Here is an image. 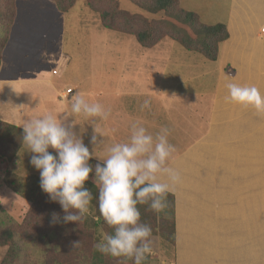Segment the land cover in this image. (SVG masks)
<instances>
[{
	"label": "crops",
	"instance_id": "1",
	"mask_svg": "<svg viewBox=\"0 0 264 264\" xmlns=\"http://www.w3.org/2000/svg\"><path fill=\"white\" fill-rule=\"evenodd\" d=\"M115 1L119 3V0ZM176 2L179 9L195 13L202 24H222L228 32L227 39L219 47L218 73L210 94L203 87L193 89L177 81H168L169 53L166 50L169 45L162 44L163 39L146 48L131 35L128 36L135 41L132 44V40H124L121 36L108 38L95 35L91 39H100L102 45L116 42L119 46L121 41L123 47L106 54L99 51L96 45L97 50L92 52L94 42L90 43L89 52L84 51L83 44L76 42L71 46L72 50H65L62 35L64 17L72 7L67 12H61L54 0H14V20L0 59V121L23 130L25 121L46 114L60 118L66 125L75 120L74 130L91 151L94 146L89 141L93 125L88 119L83 115H69L64 120L71 109V97L79 92L89 103H99L110 111L107 120H98L95 124L98 138L103 140L95 149L101 159L108 155V149L114 144L128 142L135 122L143 124L154 136L161 127H167L169 142L176 149L168 166L182 176V182L173 185L169 193L174 197L176 263L197 264L191 252L205 244L199 235H209L215 239L210 246L211 251L214 253L217 245L219 250L226 249L232 264L235 261L236 264H248V257L237 262L242 259L239 257L241 250L249 256V264H262L261 242L264 236L261 239L256 234L257 240L251 253L247 247L251 248L248 240L254 238L255 230L262 225V220L259 222L257 217L264 218V189H256L251 197L248 194L243 196L246 187L225 180L227 190L224 186L216 190L211 182L216 184L221 181L220 175L214 174L213 177L207 173L206 181L201 183L200 177H195L193 172L200 168L205 147L203 140L210 139L215 133L217 104L223 91H228L226 85L238 82L241 74H255V70L246 64H252L253 58L258 60L264 52V34H260L264 33L261 31L264 27V6L259 13L255 12L257 8L249 6L251 0ZM227 65H236L237 79L228 80L225 74ZM54 69L58 70L55 75L52 73ZM67 88H71L72 93L65 97ZM145 99L150 100L151 106L141 110ZM24 147L23 143L12 163L20 158L17 164H30L33 154L28 151L27 156L25 153L22 155L20 152ZM51 152L55 154L53 149ZM223 164L220 171L225 169ZM7 167L11 169V166ZM211 167L216 168L217 164L212 162ZM5 170L0 169L1 178ZM36 170L34 168L31 172L36 174ZM162 179L167 180L166 177ZM211 186L214 188L211 194L201 189ZM256 195L259 196L256 198ZM249 198H252L250 204ZM151 239L157 240L155 237ZM181 250L184 253L180 258Z\"/></svg>",
	"mask_w": 264,
	"mask_h": 264
},
{
	"label": "clouds",
	"instance_id": "2",
	"mask_svg": "<svg viewBox=\"0 0 264 264\" xmlns=\"http://www.w3.org/2000/svg\"><path fill=\"white\" fill-rule=\"evenodd\" d=\"M229 99L244 107L264 113V94L255 85L228 83ZM69 115H83L93 125L90 151L81 135L74 130L76 121L66 125L60 118L46 114L24 122L23 143L33 155L30 164L40 172V187L51 202L58 203L65 215L52 213L53 225L62 222L80 224L89 214L95 198L105 223L114 231L104 234L96 249L112 257H126L134 264H143L152 249V229L141 222L138 205H148L156 213L167 208V196L173 185L182 182L181 174L168 166L176 151L169 142V129L161 127L155 136L143 124L135 122L128 142L116 143L101 159L95 153L103 143L95 127L98 120H107L110 111L99 103H89L76 92L71 97ZM148 99L141 110L150 108ZM101 135V134H100ZM53 149L50 152L49 149ZM97 159L95 165L90 161ZM98 190L94 197L85 185L90 180ZM167 180L165 181L164 178ZM80 241L73 243L78 247Z\"/></svg>",
	"mask_w": 264,
	"mask_h": 264
},
{
	"label": "rangeland",
	"instance_id": "3",
	"mask_svg": "<svg viewBox=\"0 0 264 264\" xmlns=\"http://www.w3.org/2000/svg\"><path fill=\"white\" fill-rule=\"evenodd\" d=\"M139 1L140 0H138V2ZM251 1L252 4H249V6L257 8L255 12L260 13L262 11L261 8L264 6V0ZM92 2L98 6L99 10L91 9L88 6L87 0H74L72 8L65 15L62 34L64 38L63 44L65 50L68 48L72 50L71 46H74L76 42L78 44H83L84 51L87 50L88 52L91 50L90 43L94 42V49L91 51L95 52L98 49L99 51H104L106 54L112 50L118 51L120 46L123 47V43L121 41L119 46L116 42L111 44L107 42V44L102 45L100 39L96 37L91 39V37L95 35L102 37L105 36L108 38L112 36H121V38H125L124 40L127 38L132 40L130 44L135 42L133 41V37L128 36L129 34L115 30L117 28L127 31L134 23L130 20L127 22L124 14L120 12L114 14L113 18L110 19L112 16L111 11L116 7L115 3L107 0H92ZM145 2H148V0H145ZM117 8L121 12L124 11L130 14L139 13L148 18L156 19L159 17L158 14L149 15L143 12L128 0H119ZM101 12H110L111 15L106 23L112 24L115 29L110 30L103 27L104 24L102 25L103 22L101 23V19L99 17V13ZM164 22L165 21H160V25H155V32L158 33L157 35H178L177 28L180 26L173 27L167 24V22L166 24ZM181 31L183 32V30ZM260 34L262 35L264 33L260 32ZM162 39V44L169 45V48L166 50L169 53L167 60L168 81H177V83H183L185 86H191L193 89L196 88V86L203 87L206 93L210 94L212 92L215 79L217 78L219 61H207L200 54L185 51L180 44L168 37H164ZM162 44L160 42V46H162ZM95 45L98 46L97 49ZM261 53L262 54L258 57V60L253 58L254 60L252 64H246L250 69L252 68L255 70V74L252 75L250 72L245 73L244 75L241 74L238 82L234 83L241 86L255 85L260 89L261 93L264 94V52ZM98 54H100V52ZM91 61L92 59L90 58L89 62ZM88 66L90 65L88 64ZM225 74L227 75L228 80H233L235 77L237 79L238 75L236 65H227L225 68ZM203 141V147H205L200 159V168L197 167L196 172H193V175L195 173V177L197 175L200 177V180H198L201 183L206 181V175L208 173L213 177H215L214 174L220 175L221 177V181L216 182V184L215 182H211L214 184L216 190L222 189V186H224V189L227 190L228 180V182H231L232 184L239 183L243 185V188L246 187L245 193L242 194L243 196L248 194V196L251 197L252 192L254 193L256 189L262 190V188H264V113H258L251 106L244 107L233 103L229 99V90H225L222 93V99L217 104L215 133L210 139L208 138ZM49 151L51 152V148ZM20 153L22 155L23 153H25V155L28 153L27 145H25L23 151ZM14 161L6 163L2 161L5 164L0 162V169L3 168L5 170V168H8L7 166H11V169L8 168L6 171L12 170L17 176L21 177V179L27 183L28 186H34L36 183H40V172L38 170H36V174L31 172V170L35 167L32 168L33 166L31 164L28 165L24 162L17 164L21 161L20 158L17 159L16 163H12ZM212 162L217 164L216 168H210V164H212ZM221 163H224L223 165L225 168L222 171L219 170ZM227 164L230 165L226 167ZM6 171H3V173ZM2 179L3 178H1L0 175V206L11 216V218H13L17 223H20L28 213L31 202L18 196L12 190L7 188ZM244 183H246V185ZM201 189L204 191L207 190V194H211L214 190L212 186L208 187V189L207 187H202ZM198 193L199 192H197V194ZM257 194H259V191H257ZM259 195H256V198ZM259 201L260 200L258 198L257 202ZM251 202L252 198H249V204ZM262 202L264 208V200H262ZM260 209L261 207L259 206L258 214L261 213ZM92 212L93 208L91 206L89 214L85 216L86 226L88 229L94 230L95 234L101 240L104 234H108V231L103 226L98 225L96 220H94ZM262 213L264 214V212ZM161 217H163V213H157V219H160ZM257 219L259 222L262 220V225L258 226L255 230L257 233L254 234V238H252V240H248L251 242V248L247 247L249 253H251L252 247L257 240L256 234H258L259 237L261 236V239L262 235L264 236V218L259 219L258 215ZM249 224L251 223L249 222ZM250 229L249 225V231ZM248 235L250 236V234ZM152 237L157 238V240L152 241L153 251L149 256H147L143 264H177L175 242L174 246H172L170 243L164 242L159 235H153ZM198 237L201 240H205V244H203L201 249L199 248V250L191 252L193 253L192 255L197 264H232L233 261L231 262L230 255L226 249L224 250L223 248L219 250L220 246L217 245L215 246V252L213 253L211 251L210 246L213 245V242H215L213 236L199 235ZM226 239L228 240V237L225 236V240ZM210 241H212V244ZM248 245H250V243ZM261 247L263 248L261 262L264 264V240L261 242ZM6 250V247H0V262ZM241 251L242 252L239 253V257H242V259L237 262L244 260L245 257H248L247 263L249 264V256L244 255V250ZM179 253L181 258L184 252L181 250ZM125 260L127 264L132 263L131 259L125 257ZM233 264H236V261Z\"/></svg>",
	"mask_w": 264,
	"mask_h": 264
},
{
	"label": "trees",
	"instance_id": "4",
	"mask_svg": "<svg viewBox=\"0 0 264 264\" xmlns=\"http://www.w3.org/2000/svg\"><path fill=\"white\" fill-rule=\"evenodd\" d=\"M59 11L67 12L74 0H54ZM116 4L110 12H101L99 17L106 29H115L106 21L112 19L114 14L123 13L128 20L134 22L129 30L115 29L125 32L135 38L143 47L150 48L159 40L168 37L177 42L187 52L200 54L207 61H216L220 45L227 39L228 32L222 24L204 25L193 12H187L177 7L176 0H131L143 12L149 15L158 14L156 19L148 18L139 13H128L117 8L115 0H107ZM147 1V0H146ZM88 6L93 10H99L98 6L87 0ZM14 20V0H0V59L1 51L5 46ZM160 21L177 28L178 35H157L155 25ZM113 27V28H112ZM23 144V130L0 121V161L11 162ZM95 165L97 160L90 161ZM6 171V170H5ZM90 180L86 187L91 189L94 197L98 195L97 188ZM3 183L18 196L31 202L30 209L22 222L17 223L0 206V247L7 250L0 264H127L125 257H112L99 252L95 245L100 238L94 230L88 229L85 218L79 225L73 222H62L53 225L52 213H59L61 218L65 213L56 202H51L49 196L43 192L40 183L28 186L21 177L12 170H7L3 176ZM264 189V188H263ZM167 208L163 217L157 219V213L148 205H138L141 213V222L149 225L152 236L159 235L164 242L174 246V197L167 196ZM93 217L98 225L107 229L108 234L113 233L101 216L97 201H92ZM80 241L78 247L73 248V243ZM134 261L132 260V263Z\"/></svg>",
	"mask_w": 264,
	"mask_h": 264
},
{
	"label": "built area",
	"instance_id": "5",
	"mask_svg": "<svg viewBox=\"0 0 264 264\" xmlns=\"http://www.w3.org/2000/svg\"><path fill=\"white\" fill-rule=\"evenodd\" d=\"M261 31L264 32V27H262ZM52 73L55 75V74L58 73V70H57V69H54V70H52ZM71 93H72V89H71V88H67V89L65 90V97H66L67 95L71 94Z\"/></svg>",
	"mask_w": 264,
	"mask_h": 264
}]
</instances>
